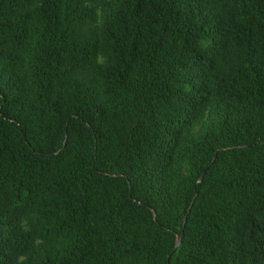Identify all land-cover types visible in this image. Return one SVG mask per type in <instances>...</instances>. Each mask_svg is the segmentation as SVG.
<instances>
[{
    "label": "trees",
    "instance_id": "16d2710c",
    "mask_svg": "<svg viewBox=\"0 0 264 264\" xmlns=\"http://www.w3.org/2000/svg\"><path fill=\"white\" fill-rule=\"evenodd\" d=\"M0 264H264V0H0Z\"/></svg>",
    "mask_w": 264,
    "mask_h": 264
},
{
    "label": "rangeland",
    "instance_id": "374dc122",
    "mask_svg": "<svg viewBox=\"0 0 264 264\" xmlns=\"http://www.w3.org/2000/svg\"><path fill=\"white\" fill-rule=\"evenodd\" d=\"M198 130H199V127H197V128L195 129V132L197 133V132H198Z\"/></svg>",
    "mask_w": 264,
    "mask_h": 264
},
{
    "label": "water",
    "instance_id": "95a60500",
    "mask_svg": "<svg viewBox=\"0 0 264 264\" xmlns=\"http://www.w3.org/2000/svg\"><path fill=\"white\" fill-rule=\"evenodd\" d=\"M169 259H170V256H169Z\"/></svg>",
    "mask_w": 264,
    "mask_h": 264
}]
</instances>
